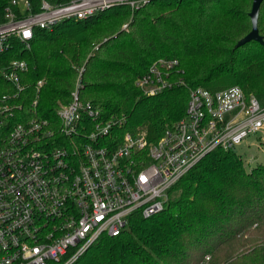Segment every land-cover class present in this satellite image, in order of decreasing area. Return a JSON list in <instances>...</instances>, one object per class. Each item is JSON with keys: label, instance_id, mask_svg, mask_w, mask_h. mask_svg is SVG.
<instances>
[{"label": "trees", "instance_id": "16d2710c", "mask_svg": "<svg viewBox=\"0 0 264 264\" xmlns=\"http://www.w3.org/2000/svg\"><path fill=\"white\" fill-rule=\"evenodd\" d=\"M43 1L73 0H0V21L6 10L37 11ZM250 1L151 0L134 12L115 6L35 29L29 43L9 39L0 52V107L9 109L0 115V145L33 118L59 132L56 109L72 101L77 82L79 102L97 113L92 120L82 114L80 134L110 122L109 137L118 141L127 133L157 141L183 117L191 89L238 86L264 106V1L258 17L263 44L236 46L251 30ZM159 59L178 62L167 76L172 87L144 96L135 82ZM13 61L28 65L21 93L2 76ZM237 146L206 154L169 191L161 212L133 213L118 236L101 235L71 264H264V163L246 165Z\"/></svg>", "mask_w": 264, "mask_h": 264}, {"label": "built area", "instance_id": "2783aa9c", "mask_svg": "<svg viewBox=\"0 0 264 264\" xmlns=\"http://www.w3.org/2000/svg\"><path fill=\"white\" fill-rule=\"evenodd\" d=\"M150 1H43L37 11L6 10L0 52L13 37L29 43L35 29L49 30L115 6L134 12ZM177 65L159 59L136 87L147 97L170 89L167 76ZM27 70L24 61H13L2 76L21 93L26 86L21 74ZM43 85V80L36 83L32 106ZM78 85L72 101L56 109L59 132L50 121L33 118L16 125L0 145V264H71L101 235L118 236L133 213L147 218L161 212L169 191L206 154L264 133V106L233 86L213 93L191 89L183 117L154 143L129 133L121 141L110 138V122L80 134L82 114L92 120L97 113L79 102ZM8 110L0 107V115Z\"/></svg>", "mask_w": 264, "mask_h": 264}, {"label": "rangeland", "instance_id": "374dc122", "mask_svg": "<svg viewBox=\"0 0 264 264\" xmlns=\"http://www.w3.org/2000/svg\"><path fill=\"white\" fill-rule=\"evenodd\" d=\"M251 2L252 0L250 1V4ZM127 25H128L127 22L124 23L120 27V29L121 30L125 29L124 26H127ZM98 43L100 42L98 41ZM235 151L237 154L241 155L242 160L244 161L246 165H249V164L251 165L252 163H255L256 161L264 163V133L259 132V133L250 135L248 138L243 140L239 146L235 148ZM205 261L208 262L209 258L207 257Z\"/></svg>", "mask_w": 264, "mask_h": 264}, {"label": "water", "instance_id": "95a60500", "mask_svg": "<svg viewBox=\"0 0 264 264\" xmlns=\"http://www.w3.org/2000/svg\"><path fill=\"white\" fill-rule=\"evenodd\" d=\"M264 0H253L251 4L250 12L248 13V17L250 19L251 23V30L250 32L243 37L240 41L237 43V47L243 46L246 43L249 42H257L259 44H263L262 37L259 35L258 32V17H259V11H260V5Z\"/></svg>", "mask_w": 264, "mask_h": 264}, {"label": "snow or ice", "instance_id": "6c2138e0", "mask_svg": "<svg viewBox=\"0 0 264 264\" xmlns=\"http://www.w3.org/2000/svg\"><path fill=\"white\" fill-rule=\"evenodd\" d=\"M26 35H27V33H26Z\"/></svg>", "mask_w": 264, "mask_h": 264}]
</instances>
